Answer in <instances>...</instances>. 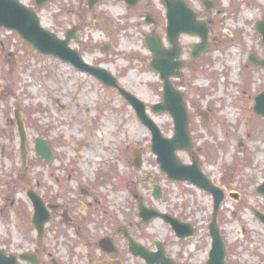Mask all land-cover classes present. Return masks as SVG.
<instances>
[{"label": "rangeland", "instance_id": "1", "mask_svg": "<svg viewBox=\"0 0 264 264\" xmlns=\"http://www.w3.org/2000/svg\"><path fill=\"white\" fill-rule=\"evenodd\" d=\"M20 1L36 10L43 28L60 38L78 26L82 44L72 41L70 46L88 64L117 77L121 87L146 103L162 134L174 137L170 115L151 110L162 103L164 90L159 74L149 68L152 57L144 44L145 37L156 34L170 47L161 0H140L133 9L122 0H96L91 9L90 0H53L42 9L35 0ZM210 1L214 10L206 11L202 0H186L198 19L207 22L210 34L209 51L197 61L190 53L200 38L184 34L179 39L188 64L174 84L187 103L194 150L178 151L177 156L183 164L199 161L226 192L218 217L227 244L226 264H264V223L256 216L264 215V197L257 192L264 183V121L253 112L255 96L264 91V70L247 63L251 53L264 59L262 36L254 30L255 23L264 21V0ZM147 13L163 26L144 23ZM17 112L27 133L26 164L19 151ZM37 138L54 151L51 163L36 155ZM151 140L149 128L119 92L60 59L40 55L15 32L0 28V249L14 254L33 249L36 232L27 192L34 191L52 214L42 259L51 253L61 264H83L89 250L76 232L98 238L124 227L144 245L164 242L167 256L178 264H206L214 199L167 179ZM242 142L244 147L238 148ZM136 153L142 160L139 169ZM155 185L162 190L159 200L153 198ZM230 193L237 199L229 198ZM138 197L147 207L201 230L179 240L159 219L143 224ZM127 259L141 264L140 259ZM46 264H51L49 259Z\"/></svg>", "mask_w": 264, "mask_h": 264}, {"label": "water", "instance_id": "2", "mask_svg": "<svg viewBox=\"0 0 264 264\" xmlns=\"http://www.w3.org/2000/svg\"><path fill=\"white\" fill-rule=\"evenodd\" d=\"M52 0H35L36 5L39 8L46 6V3ZM129 7H135L139 0H123ZM96 0H90L89 6L93 7ZM164 6L168 11L167 19V41L172 45L171 49H166L162 45L160 38L156 35L148 36L145 39L146 46L151 51L152 61L150 62V68L156 71L162 78L163 85V97L162 103L152 106V111L156 113H168L175 123L174 137L166 138L159 126L155 124L147 113L146 103L139 100L131 91H127L119 85V81L108 70H104L97 66H92L85 62L81 57L77 49H73L70 44L72 40H76L79 45L82 44V40L77 37L79 27H73L65 33L64 38H60L50 29L43 28L41 19L37 12L26 6L20 0H0V28H4L9 31H14L23 42H26L34 51H38L43 56H52L56 59H60L79 71H84L91 76L95 77L103 85L116 89L126 102L130 103L135 113H137L138 119L145 124L152 136L151 146L152 153L157 157V163L161 171L168 177V179L174 182H189L198 189H202L209 194H212L214 199L213 215L211 224L209 226V233L212 239V248L209 253V259L206 264H226L227 257V244L224 242L222 233L219 228L218 215L220 208L225 201V192L221 188L217 187L211 178L204 175L202 167L199 162L193 161L191 164H183L179 156L178 151L190 152L193 148V140L189 130V111L187 109L186 101L184 100L183 93L176 89L173 78H182L181 71L186 67V61L182 59V49L179 44V38L182 34L196 35L201 38V43L193 46L191 55L193 60H197L209 50V29L206 22L197 20L198 14L195 10L190 9L184 0H162ZM206 5V9L210 10L214 7L213 3L208 0H203ZM152 20L148 16L146 23H151ZM255 30L262 36V42L264 44V21H259L255 24ZM108 52L109 48H105ZM250 61L258 67L264 68V60H259L255 55H252ZM255 113L264 117V91L256 96V102L254 105ZM204 119H207V114L202 112L200 114ZM18 122V130L20 134V152L23 163L26 162L28 156L27 152V133L24 129L23 121L16 114ZM35 151L36 155L47 163H51L54 158V152L52 151L49 143L42 138L35 139ZM135 167L140 168L142 160L138 153L135 154ZM26 164V163H25ZM153 197L158 200L162 196V190L159 186L155 185ZM258 193L264 196V183L258 188ZM35 207V215L33 217V224L39 231L38 240L42 239L45 232V224L48 223L50 213L43 200L36 196L33 192L29 194ZM230 198L237 199L234 194H230ZM138 211L139 217L143 223H148L156 218L162 219L166 224H170L177 234L178 238L186 239L195 235V232L200 228H194L193 225L183 223L180 220L172 217L169 214H164L148 208L145 203L138 199ZM256 216L264 222V215L261 213ZM129 248L131 253L136 257H141L146 260L148 264H175L172 260H167L165 257L166 251L162 243L157 242L159 247L158 253L154 254L147 248L142 247L136 240L128 237ZM22 261H27L31 264H40L37 261L36 256H28L24 254L21 256ZM0 264H18L16 256H8L4 251H0Z\"/></svg>", "mask_w": 264, "mask_h": 264}, {"label": "flooded vegetation", "instance_id": "3", "mask_svg": "<svg viewBox=\"0 0 264 264\" xmlns=\"http://www.w3.org/2000/svg\"><path fill=\"white\" fill-rule=\"evenodd\" d=\"M147 14H150V13H147ZM167 15H168V11H166V16ZM151 18H152V15H151ZM152 20H154V19L152 18ZM154 21L156 23V24H153L154 27L156 26V28L159 29V28H161L163 26V23L159 24L156 20H154ZM244 145H245V142H242V145L238 146V148H242V146L244 147ZM48 210H49L50 218H51V215H52L51 211H50L49 208H48ZM32 213L34 214V211ZM163 213H165V212H163ZM33 214H32V217H31V213H29V219H31L30 224H31V228L33 229L32 232L34 233V230L36 232V237L34 238V240L33 239L31 240V241L34 242L33 249L28 250V251H23V252H21L22 254L21 253L20 254L8 253V254L9 255L14 254L19 259L20 255H23L24 253H27L28 256H30V257L31 256H34V257L36 256L37 261L40 264H46V261L48 259H49V262L51 264H61L60 262H57L54 257H52L51 253H49V255H46V256L44 255L45 256L44 259L41 258V256H43V254L45 252V249H44L45 240L44 239H45L46 229L44 227V229H45L44 235H43L42 239L38 240V230H36L34 225H33V220H34L33 219ZM165 214L171 215L172 217L176 218L178 221L180 220L183 223L190 224L188 222H185L182 218H177V217H175L174 215H172V214H170L168 212L165 213ZM138 216H139V214H138ZM63 217H65L64 220L68 219V217H66L65 215ZM159 220L162 221L164 224H166L163 220H161V219H159ZM51 221H52V218H51L50 222ZM112 222H114V221H112ZM141 222H142V220H141ZM191 224L194 225L193 223H191ZM166 225L171 228V230L173 231L174 235H176V237H177V234H175V231L173 230L171 225H169V224H166ZM139 226L142 227V225H139ZM194 227H197V226L194 225ZM29 229H30V226H29ZM200 230H201V228H200ZM86 233L87 232H85V233L82 232V233L78 234L76 232L77 239L78 240L80 239L84 244H86V247L89 250V251L84 252V256L82 257L83 264H129L128 263L129 259H127L129 256L132 257L133 259H140L141 260V264L142 263L143 264H148L145 259H143V258H135L132 255L131 250L129 248L128 237L133 238L134 240H136V242H138L143 247H145V248L147 247L148 250L150 252L154 253V254L158 253V251H159V247H157V245H156L157 242H160V243L163 244V246L165 247V251H166V247H167V246H165L164 242H161V241H158V240L150 242L149 245H147V244L144 245L141 242V237L140 236H137L136 234L134 235V234L130 233L124 227L123 228L122 227L112 228L111 230H108L107 232H102L101 236H99L98 238H94L95 236L94 237H92V236L89 237V235H87ZM30 234H31V232H30ZM178 239L179 240L180 239L184 240V239H182L180 237ZM186 239H188V238H186ZM1 249H3V247ZM3 250H5V249H3ZM41 253H43V254H41ZM165 257H166L167 260L170 259V260H172L173 263L178 264L176 262V260H174V258L167 256V251H166ZM40 259H42V262L40 261ZM24 263L29 264V263H27L25 261L24 262L23 261L19 262V264H24Z\"/></svg>", "mask_w": 264, "mask_h": 264}]
</instances>
